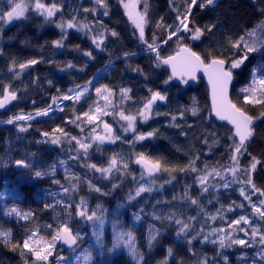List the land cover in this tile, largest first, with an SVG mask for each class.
<instances>
[{"label": "trees", "instance_id": "trees-1", "mask_svg": "<svg viewBox=\"0 0 264 264\" xmlns=\"http://www.w3.org/2000/svg\"><path fill=\"white\" fill-rule=\"evenodd\" d=\"M24 2L31 5L24 18L9 25L0 21V97L6 85H10L11 90L17 92L14 104L0 113V230L11 232L10 243L0 241V264H24L26 259L31 264L29 256L22 257L19 250H12L11 245L22 243L33 229L39 228L40 235L50 239L54 228L62 220H67L72 228L78 226L74 221V207L70 210L71 217L67 216L58 204L55 211L45 208L46 204H54L58 199L69 200L68 194L59 190L60 185L70 186L65 175L59 174L58 163H61V159L68 167L66 171L81 178L79 191L71 194L73 205L84 196L88 200L89 209L100 205L106 210L104 213L112 217V223H108L103 232V247H99L100 252L97 251L96 257L92 258L95 264H199L205 258L208 264H211L210 258L215 263H222L225 261L224 256H227V263L246 264V260L240 259L241 246H226L221 249L219 241L211 244L207 242L213 228L227 229L228 223L238 219L242 212L244 215L251 212L248 201L240 195V188L244 186L249 193L252 190L246 185L233 182L236 179H244L242 173L229 180L228 188L219 187L217 191L202 192L196 180V177L203 174L205 165L208 166V171L212 168L223 171L225 166L231 165V132L225 124L217 123L211 118L207 89L203 81L199 79L195 86L174 80L165 84L164 81L169 77L167 69L163 65L159 68L155 66L153 53H139L145 51L146 46L139 40V34L125 15L119 0H106L108 16H104V9L91 0H42L46 4L55 2L62 7V11L51 20H46L34 10V0ZM202 2L203 0H197V5L192 8L189 27H215L212 32H205L199 41L188 39L187 34H184L183 41L201 54L219 50L229 39L235 40L264 22V0H217L215 5L201 8L199 5ZM148 4L150 24L146 28L145 36L151 43L155 34L159 42L166 36L163 29L156 28L157 22L163 18L165 25L173 24L177 15L174 7H178L180 12L186 11V0H173L172 3L170 0H148ZM85 8H95V14L92 11L85 12ZM139 9L143 11V4L139 5ZM8 10V0H0V11ZM73 17L78 24H88L92 31L67 29L64 47L57 48L53 41L60 40L64 35L57 24L67 23ZM101 24L118 33L116 37L108 34L102 49L97 48L91 40L92 35L101 31ZM176 50L177 43L173 38L167 44H161L160 55L166 58ZM89 51L92 53L91 57L84 55ZM125 53L129 55L125 57ZM241 56L242 53L237 52L231 59ZM32 59L40 63L19 69L20 63ZM109 62L110 66L96 75L97 71ZM68 63L74 67L68 68ZM261 64H264V50L249 53L248 60L239 69L234 70V82L230 91V98L234 102L239 100V89L252 82V69ZM136 68L142 71H135ZM17 72L20 73L19 76L16 75ZM88 81H92V84L87 86L88 92L79 102L75 99L67 100L48 116L23 122L27 126L6 123L9 115L27 114L46 108L53 97H62L69 93V89L82 86ZM104 85L116 93L113 97L116 102L120 99L121 88L131 89V99L124 103V108L132 113L151 97L152 92L158 91L165 95V101H157L153 105V115L147 122L138 119L136 123V133L155 130L156 135L144 141H136L134 133L123 131L118 116H102L100 126L96 130H102V123L107 122L113 127L114 134L122 137L121 140L114 144L100 145V151H97L96 144H93L86 160L82 155L80 159H71L70 157L75 156L73 153L53 144L50 148L48 140L50 141L51 136L61 135L59 132L53 133V129L62 128L81 139L88 135L94 125L82 123V132L81 128L70 121L88 111L89 105L94 101H99L101 106L104 104L95 92L96 88ZM193 107L197 109L195 116L191 112ZM61 108L62 111L59 110ZM260 110L259 107H248L251 115H258ZM157 112L160 115H155ZM181 112L184 113L182 119ZM172 116H177V120L173 121ZM177 124L179 127L175 126ZM20 127H26L27 131L21 132ZM44 132H48L50 136L44 137ZM69 146L75 147V142ZM114 153L121 154L128 162L130 174L121 177L120 173H114L105 179L100 173L84 166L86 163L106 166ZM138 153L176 167H184L198 156L196 167L201 171L176 172V178L170 183L165 182L171 179L165 172L150 179L145 176L141 179L142 171L133 165ZM252 157L260 161L252 173L253 183L257 188L264 190V120L256 123L255 135L247 144V152L239 158L240 167H249ZM19 159L32 162L34 170L51 174L34 177L31 170L14 167V162ZM5 179L11 181V184L4 185ZM153 179V191L142 193L132 200L128 199L130 193H135L136 180L147 184ZM52 180L59 181V184L53 185ZM88 180L108 194L89 192L86 183ZM209 180H214V177H209ZM113 184L119 186L113 189ZM13 185L19 192L15 197L11 195ZM52 193L60 195L54 196ZM255 196H252V200ZM190 198L197 199L198 203L192 204ZM242 203L245 207H238ZM230 206L234 211H228ZM12 208L21 213L30 212L32 217L23 220L15 214L9 215ZM217 209L221 210L224 219L220 216L215 220L211 219L217 214ZM137 216L140 218L136 219ZM170 216L173 217L171 221L168 219ZM175 219L189 224V228L180 236H177V232L181 225H177ZM259 223L261 230H264V221ZM48 224H52L53 229L47 228ZM153 230L158 231L159 235L149 246V236ZM118 233L131 234L136 251L143 256L142 261L138 262L129 253L125 246L126 237L119 247L113 249L116 242L112 241V236L116 238ZM204 236H208L207 241H204ZM189 239L191 244L188 243ZM79 245H84L83 241ZM169 248L172 249L171 256L168 255ZM56 253H59L57 245L53 249V254Z\"/></svg>", "mask_w": 264, "mask_h": 264}, {"label": "snow or ice", "instance_id": "snow-or-ice-1", "mask_svg": "<svg viewBox=\"0 0 264 264\" xmlns=\"http://www.w3.org/2000/svg\"><path fill=\"white\" fill-rule=\"evenodd\" d=\"M173 0H170L172 3ZM217 0H203L200 3V7L204 8L206 6L215 5ZM95 5L104 9L103 15L108 16V5L106 0H94ZM119 3L123 6L125 10V15L131 21L135 30L139 34V40L146 46L145 51L150 53H155L154 63L157 68L163 66H169L171 68V74L168 79L164 81L165 84H168L173 79H179L181 83L187 84L189 80H196L197 73L203 71L204 74L208 77V82L211 85V98H212V111L215 113V116L221 120L226 121L228 124L232 125V129L229 131L231 135L229 139L232 143L229 145L231 161L230 166H225L223 168L224 173H230L232 177L236 178L238 174L242 173L245 177L244 179H236L233 182L246 185L251 188V193L246 192L244 187L240 188V195L244 200L248 201V206L251 209L253 216L241 215L238 219L232 220L227 225V229H213L212 234L222 233L219 236V247L221 249L227 247H232L233 245H239L241 247L251 248L254 243L258 242L261 246L260 249L255 253L256 257L259 258L261 262H264V230H261L260 221H264V199H259L258 201H253L252 196L258 194L260 197H264V190H261L256 187L252 180V173L255 171L257 164L260 163L255 157H252V162L247 168L240 167V156L247 152V144L255 135L256 121L264 120V64H261L252 69V82L246 86L239 89V100L234 102L229 97V86L232 84L234 78V70L239 69L246 60H248V54L264 50V22L259 24L256 28L246 31V33L235 40L229 39L225 45H221L220 49L217 51H209L207 54H201L197 51H194L187 44H184L185 35L187 38L193 41L201 40V37L205 35V32H212L215 25H208L204 29H201L198 26L189 27L190 16L192 14V8L197 5V0H186L187 8L186 11L180 12L178 7H174V11L177 12L175 17V22L170 25H165L163 23V18L157 22L156 28L163 29L166 38L158 42V38L155 34L152 36L151 43L146 39L145 31L148 25L150 24L149 17V4L148 0H119ZM143 4V11L138 9V6ZM8 6L10 10L0 11V21L11 22L14 19L24 18L25 13L29 9V4L25 3L24 0L16 2V0H8ZM34 10L44 16L46 20H51L58 12L62 11V7L57 3L53 2L51 4H46L42 0H34ZM85 12L92 11L95 14L96 9H84ZM64 35L60 40L53 41L54 45L57 48L64 47V39L67 38V29L76 28L77 30H87L91 32L92 29L88 24H78L76 18L73 17L67 23L57 24ZM110 34L113 37L118 36V33L114 30H109L101 24V31L91 36L92 43L97 47L101 48L104 45V41L107 38V35ZM175 38L177 43V51L175 55H169L166 58L160 55V46L161 44H167L169 41ZM235 50V51H233ZM237 52H242L243 55L237 59H231L232 56H235ZM84 55L91 57L92 53L85 52ZM129 53H125L127 57ZM134 55V54H132ZM40 63V61L32 59L18 65L20 70L28 68L32 65ZM68 68L74 67L73 64L68 63L66 65ZM135 71H142L140 68L134 69ZM259 73V75H257ZM17 76L20 75L19 72L16 73ZM50 83V82H49ZM92 81H88V85H91ZM80 90L69 89L70 93L74 95L65 94L62 97H53L52 104L47 108L37 110L34 115L29 113L27 115H16L7 120L8 124H12L14 121H30L35 117L47 116L50 111L53 110V105H56L58 99L62 100H73L79 102L81 98L88 92V87L80 88ZM97 97L104 101V104L101 106L99 101H94L93 104L89 105V110L83 112L80 115H77L75 119L70 121L75 124L77 127L81 128L83 132V127L81 124L94 125L91 131L83 139L78 138L77 136H72L70 133L65 132L62 128L53 129V133L59 132L60 136L52 135L50 143L53 145H61L62 137L66 138L68 143L75 142L77 146L76 156L70 157L71 159H80L81 155L86 160L88 157L89 149L93 147V144H96L97 151H100V145L105 143L114 144L117 140H121L120 135L114 134L113 127L107 123L103 122V134L96 132V128L100 126L102 116H113V118L119 117L120 121H123L122 125L123 131L125 133L131 131L136 133V123L137 120L147 122L153 115V105L157 101H165L166 96L160 92H152L151 97L143 102L142 106L136 110L135 113L128 112L124 108V103L131 99L129 95L131 89L121 88L119 91V101H114L116 93L109 89L106 85L98 87L95 89ZM17 99V92L11 90L10 85L3 87V97L0 98V108H4L9 102ZM248 107H259L261 110L258 115L249 114ZM59 110H63L62 108ZM192 115L197 114V109L195 107L191 110ZM155 115H160V113H155ZM184 113H180V118L182 119ZM172 120L176 121L177 116H172ZM179 127V125H175ZM20 131H27L26 127H20ZM44 137H49L48 132L42 133ZM156 135V131H149L147 133H140L134 136L136 141H142L146 138L153 137ZM215 136V133L212 134ZM47 142V141H45ZM218 142V141H216ZM207 143V140H205ZM199 157H195L188 162L184 167L169 166L164 164L161 160H153L146 157L143 153H138L136 155L135 163L140 165L142 168L141 179L146 174L148 177H155L158 173L165 172L170 176V180L165 181L170 183L171 180H174L176 177L174 173L176 172H199L201 171L196 167V161ZM15 165L17 168L29 169L31 174L34 177H43L45 175H50V172H44L41 170H34V165L32 162L26 159L16 160ZM63 164L64 162L61 161ZM86 168L94 171L95 173H100L101 176L105 179L111 177L114 173H120L121 177L127 174H130L129 164L119 153H114L108 160L106 166H97L94 163H86L84 165ZM221 177L225 182L223 183L224 188L230 186V182L227 181L226 177L222 175L221 169L212 168L211 171H208V166L205 165L203 174L196 177L197 182L201 186L202 192H208V179L209 177ZM66 179L69 180V187L60 185L61 191L64 194H68L69 200L65 201L63 198L56 200L54 204H46L45 208H51L53 211L56 209V205H60L62 210L66 213L67 216L71 217L72 213L70 210L75 207V216L79 219L93 222L97 224L98 229H102L104 224L103 213L106 211L100 205H97L95 209L89 210L88 200L86 197L81 196L78 203H75V206L71 202V194L77 193L79 191V181L80 177L78 176H66ZM135 180V177H133ZM76 181V183H73ZM54 183L59 184V181H53ZM89 192H96L102 195H107L108 193L103 192L102 189L94 185L90 180L86 181ZM3 184L8 186L11 184V181L4 180ZM155 184V180H151L150 183L143 184L138 183L135 189V193L129 194L128 199L132 200L136 197L141 196L142 193L153 191L152 185ZM119 185L113 184V189ZM11 195L18 196L19 192L16 186H12ZM54 196L60 195L59 193H52ZM187 195V192L185 193ZM192 204H197L198 201L195 198H190ZM238 207L244 208L245 205L242 203ZM228 211H234L233 207H229ZM99 213V214H98ZM9 215L15 214L17 217L23 220H28L32 217V213H21L16 208H12ZM59 215V214H58ZM217 216H220L221 219H224L221 210L217 209V214L212 216L211 219L215 220ZM140 217L137 216L136 219ZM171 221L173 217H168ZM194 219V218H193ZM177 225H181L177 236H180L182 233L186 232V229L189 228V224L183 222L181 219H175ZM241 225L248 226L243 227ZM49 229H53L52 224L46 226ZM248 228L251 231H248ZM231 230V231H229ZM242 232L245 237L248 239L239 238L238 236L234 237V233ZM159 235L158 231L153 230L149 236V246L152 242L156 240ZM96 243L98 246L103 247V240L101 238L102 233L100 230L93 232ZM127 238V243L125 246L128 248L129 253L134 259L138 262L143 260V256L140 255L132 243L131 234L118 233L116 235V243L113 245V249L119 247L121 242ZM195 237H193L194 239ZM258 238V241H257ZM83 239L82 234L79 231H73V228L70 226L67 220H62L58 226H56L51 234L50 239L45 238L40 235L39 228L31 230L26 237L23 239L22 243L12 244V250H19L22 257L29 256L31 258V264H49V257L53 255V249L56 246L57 242L65 244L68 248L75 252L79 247V241ZM208 240V236H204V241ZM0 241L5 244L11 242V232L0 230ZM217 241L213 240L212 243ZM228 242V243H226ZM191 244V239L188 241ZM168 255H172V249H168ZM195 255V253H193ZM58 261H68V264H71V259L65 256L57 257ZM77 260H83L84 264H92V253L87 250H82L81 254L76 257ZM241 260H245V256L240 257ZM224 260L227 261V256H224ZM24 264H29V261L26 259ZM166 264V262H165ZM199 264H208V260L205 258L199 262ZM255 264V261H254Z\"/></svg>", "mask_w": 264, "mask_h": 264}, {"label": "rangeland", "instance_id": "rangeland-1", "mask_svg": "<svg viewBox=\"0 0 264 264\" xmlns=\"http://www.w3.org/2000/svg\"><path fill=\"white\" fill-rule=\"evenodd\" d=\"M30 5V4H29ZM31 6V5H30ZM138 9H139V6H138ZM140 10V9H139ZM128 18V17H127ZM19 19H21V18H19ZM19 19H14L13 21H11V22H6V24L7 25H9V24H12L13 22H15V21H17V20H19ZM139 53H143V54H145V53H147V51H142V52H139ZM242 53V52H241ZM153 55H155V53H153ZM242 55H243V53H242ZM110 64H111V62H109V63H107V64H105L104 66H102L98 71H97V73H96V75L99 73V72H101L102 70H104V69H106V68H108V66H110ZM88 86V82L87 83H85L84 85H82V86H80V88H83V87H87ZM73 89H75V90H80V89H78L77 87L76 88H73ZM68 95H74V93H68ZM67 100H62V99H59L58 100V102H57V104L56 105H53V110L52 111H50L49 112V114L48 115H50L52 112H54L55 110H57L59 107H61L65 102H66ZM50 104H52V100L50 101ZM49 104V105H50ZM48 105V106H49ZM47 106V107H48ZM46 107V108H47ZM44 109V108H43ZM41 110V109H40ZM33 115H34V113L35 112H31ZM22 113H16V114H12V115H9V117H8V119H10V118H12V117H14V116H16V115H21ZM27 114H29V113H27ZM27 114H23V115H27ZM47 115V116H48ZM43 117H46V116H40V117H35V118H43ZM7 119V120H8ZM119 120V119H118ZM27 123V121H24V120H21V121H14L13 123H17L18 125H20V126H24V125H26L27 126V124H24V123ZM121 122V124L123 125L124 124V122L123 121H120L119 120V123ZM7 123V122H6ZM120 124V125H121ZM96 132L97 133H99V134H103V131L102 130H96ZM130 133H133V132H131V131H129ZM136 134H140V133H134L133 135L135 136ZM71 143H68V141H67V139L66 138H63L62 137V143H61V145H55L56 147H60V148H63L65 151H67V152H71V153H73V155H77V152H76V148H77V146H75V147H72V146H69ZM48 145H49V147L50 148H52L51 147V143H50V141L48 140ZM75 153V154H74ZM245 154V153H244ZM243 154V155H244ZM61 161H63L62 159H61ZM68 169V167L66 166V164L65 163H58V171H59V174H60V176H64L65 175V177L66 176H75L72 172H69V171H66ZM222 171V170H221ZM222 175H224L225 177H226V179H227V181L229 182V180L230 179H232V178H234V177H232L231 176V174L230 173H224L223 171H222ZM51 177V176H50ZM243 179V178H242ZM54 180H52V184L53 185H57V184H55L54 182H53ZM65 182H67V181H65ZM225 181L224 180H222L221 179V177H214V180H209L208 179V187H209V190H212V191H217L218 190V188L219 187H223V183H224ZM136 183L138 184V183H141V181L140 180H136ZM236 183V182H235ZM239 184V183H238ZM136 187H137V185H136ZM135 187V188H136ZM242 187H244V186H242ZM59 190H61V188L59 189ZM246 190V189H245ZM259 199H264V197H260L258 194H256V196L253 198V201H258ZM78 203V202H77ZM120 205H122V203L120 204ZM74 206H75V204H74ZM89 210H92V209H89ZM74 212H75V207H74ZM241 215H244V212H242V214ZM73 216H74V218H75V222L77 223V225L78 226H76V227H74L73 228V231L75 232V231H79L81 234H82V236H83V239L81 240V241H79V243H81L82 241H83V243H84V245H82V246H80L79 245V247L76 249V251L75 252H72V251H64V250H62L61 249V247L59 246V242H57L56 243V245H57V247H58V249H59V253H56V254H53L52 256H50L49 258L51 259H49V264H68V261H58V259H57V257H59V256H65V257H69L70 259H71V264H84V262H83V260L81 259V260H77L76 259V257L78 256V255H80L81 254V251L82 250H87V251H90L91 253H92V258L95 256L96 257V254H97V251L98 252H100V250H99V247L100 246H98L97 245V243H96V240H95V237L93 236V232L94 231H96V230H100L101 231V233H102V236H101V238H103V232H104V230H105V228H106V225L108 224V223H112V220H111V218L112 217H110V216H107V214H105V213H103V216H104V224H103V227H102V229H98V227H97V224H95V223H93V222H89V221H85V220H82V219H79V218H77L76 216H75V214H73ZM247 216H253V214H252V212H250ZM243 227H248V226H245V225H243ZM213 229H220V228H213ZM212 229V230H213ZM212 230H211V232H210V236H209V240L207 241L209 244H211L212 243V241L213 240H215V241H219V236L220 235H222V233H217V234H215V235H213L212 234ZM248 231L250 232L251 231V229L250 228H248ZM236 236H238L239 238H243V239H248V237H245L244 236V233H239V234H235L234 235V237H236ZM113 238H112V241H114L115 240V242H116V238L114 237V236H112ZM103 240V239H102ZM257 241H258V238H257ZM114 242V243H115ZM216 242V243H217ZM226 243H228V242H226ZM260 245H259V243L258 242H256V243H254V245H253V247H251V248H247V247H241V249H242V252H241V256L243 255V256H245L246 257V264H254V261H255V264H264V262H261L260 260H259V258L258 257H256V255H255V253L260 249ZM250 255V256H249ZM240 256V257H241ZM210 262H211V264H230V263H227L226 261H223L222 263H218L217 261H216V263H215V261L213 260V259H211L210 258V260H209ZM92 264H95L94 262H92ZM240 264V263H239Z\"/></svg>", "mask_w": 264, "mask_h": 264}, {"label": "water", "instance_id": "water-1", "mask_svg": "<svg viewBox=\"0 0 264 264\" xmlns=\"http://www.w3.org/2000/svg\"><path fill=\"white\" fill-rule=\"evenodd\" d=\"M91 1L94 3V0H91ZM176 51H177V50H176ZM176 51H175L173 54H171V55H175ZM165 68L167 69V71H168V73H169V75H170V74H171V68H170L169 66H165ZM199 79L203 81V83L205 84L206 89H207L208 105H209V110H210L211 118H212L214 121H216L217 123L225 124L229 129H232V125L228 124L226 121H221V120H219V119L215 116V113L212 111L211 85H210L209 82H208V77L204 74L203 71H200V72L197 73V79H196V80H194V81H193V80H189V82H188L186 85H188V86H195V85L197 84V82H198ZM91 80H92V79H91ZM173 80H174L175 82H177V83H181V81H180L179 79H173ZM233 82H234V79H233V81H232V84L229 86V97H230V91H231V88H232ZM2 97H3V95H2L0 98H2ZM15 101H16V100L11 101V102H9L4 108H0V113L6 111V110H7L12 104H14ZM259 121H260V120L256 121V123H258ZM101 129H102V131H103V123H102V125H101ZM150 138H151V137L146 138V139H150ZM146 139H145V140H146ZM142 141H144V140H142ZM133 165H134L135 167H137L138 169H140L141 171H143L142 168H141V166L135 163V159H134V161H133ZM14 167H16L15 164H14ZM22 169H23V168H22ZM158 174H159V173H158ZM158 174H157V175H158ZM157 175H156V176H157ZM144 176H145L146 178L150 179V177H148L146 174H145ZM151 178H153V177H151ZM59 246H60L61 249L64 250V251H71V250L68 248V246L65 245V244H62V243L59 242Z\"/></svg>", "mask_w": 264, "mask_h": 264}]
</instances>
